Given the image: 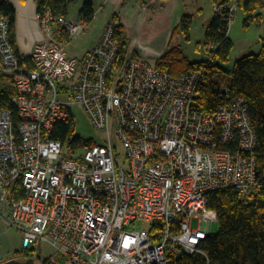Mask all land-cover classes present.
<instances>
[{
  "label": "built area",
  "instance_id": "2783aa9c",
  "mask_svg": "<svg viewBox=\"0 0 264 264\" xmlns=\"http://www.w3.org/2000/svg\"><path fill=\"white\" fill-rule=\"evenodd\" d=\"M209 1L230 28L239 0ZM35 21L42 35L24 55L0 18V94L13 91V112L0 107V221L21 233V250L47 242L65 264H184L195 255L213 264L202 248L217 227L207 194H251L261 177L245 99L200 111L207 69L173 78L121 54L111 22L79 67L65 45L88 24L49 11ZM206 47L207 65L217 46ZM75 105L103 132L101 144L52 137L74 124Z\"/></svg>",
  "mask_w": 264,
  "mask_h": 264
},
{
  "label": "trees",
  "instance_id": "16d2710c",
  "mask_svg": "<svg viewBox=\"0 0 264 264\" xmlns=\"http://www.w3.org/2000/svg\"><path fill=\"white\" fill-rule=\"evenodd\" d=\"M73 0H35L36 14L49 11L53 16L66 17ZM214 3H229L232 0H212ZM238 9L249 16V19L261 22L258 11L264 10V0H239ZM78 17L84 24H89L94 17L90 1L82 3ZM0 18L9 22L10 38L14 41L15 10L9 0H0ZM114 39L119 45L120 53L127 51V37L115 19ZM191 16H183L179 29L188 40ZM228 23L223 18L213 15L204 34V46L215 45L217 50L213 62H193L186 56L180 46H169L158 58L155 65L173 78L180 77L189 71L207 69L205 82L198 89L197 105L200 111L214 113L220 106L243 97L246 101L250 124L256 136L254 156L261 170L258 189L251 194L241 195L233 189L218 190L207 194L208 207L216 212V232L203 242L202 248L213 264H264V40H261L260 51L238 59L230 71L222 65L229 60L233 43L228 37ZM54 31L59 29L54 25ZM63 42V40H61ZM227 90V94L223 92ZM11 89H3L0 94V107L12 110L9 104ZM74 124L64 123L52 137L64 140L73 132ZM89 146L91 141L78 137L71 140V147ZM35 250H18L14 257L22 262L34 261ZM40 264H49L48 259ZM184 264H204V258L198 255L184 257Z\"/></svg>",
  "mask_w": 264,
  "mask_h": 264
},
{
  "label": "crops",
  "instance_id": "0c3cea01",
  "mask_svg": "<svg viewBox=\"0 0 264 264\" xmlns=\"http://www.w3.org/2000/svg\"><path fill=\"white\" fill-rule=\"evenodd\" d=\"M85 1L92 3L94 17L83 33L88 49L82 59L97 44L105 25L115 19L126 34L127 51L155 63L169 46L181 47V39L176 40V45L173 43L179 33L180 17L188 15L189 7L200 11L198 0H80L81 4ZM9 2L15 10V48L20 54H29L42 35L35 21L36 2ZM72 20L81 22L79 17ZM6 256L0 252V264Z\"/></svg>",
  "mask_w": 264,
  "mask_h": 264
},
{
  "label": "rangeland",
  "instance_id": "374dc122",
  "mask_svg": "<svg viewBox=\"0 0 264 264\" xmlns=\"http://www.w3.org/2000/svg\"><path fill=\"white\" fill-rule=\"evenodd\" d=\"M198 2L200 6L199 12L191 7H189L186 12L191 16L188 40L184 37L182 31L179 29V33L173 42L174 45H176V40L181 39V48L183 52L193 62H201L207 59V47L204 46V34L208 22L213 17L212 5L210 1L198 0ZM81 5L82 4L80 0H73L68 8L69 18L67 19H77L78 11ZM256 13H260L262 16L260 23L249 19L250 15L242 11L237 12L228 30V37L233 43V48L231 50L228 62L222 65L226 71H230L233 67V64L241 57L248 54H257L260 51V39H264V10L258 11ZM181 18L182 16L180 17V20ZM83 36L84 34L77 36L65 45V51L68 57H74L78 61L79 67L83 61L82 57L88 49L84 43L85 40ZM71 113L74 119V136L85 141H91V143L101 144L103 142V132L93 126L89 117L87 116V113L81 106H73L71 108ZM119 152L122 155L124 154V150L121 146L119 148ZM191 226L192 228H197L198 221L193 220ZM140 227L147 228V226L143 224H141ZM213 230L216 232V227H214ZM16 249L21 250V233L14 229L8 228L2 221H0V252L2 254L7 253V259L3 261L6 262L11 260L14 257V251ZM34 249V261L36 264H40L43 260L48 259L51 256H56V258L59 259L60 264H65L64 260L59 255H57L53 246L47 242H39L36 246H34Z\"/></svg>",
  "mask_w": 264,
  "mask_h": 264
},
{
  "label": "water",
  "instance_id": "95a60500",
  "mask_svg": "<svg viewBox=\"0 0 264 264\" xmlns=\"http://www.w3.org/2000/svg\"><path fill=\"white\" fill-rule=\"evenodd\" d=\"M1 264H36L35 261L27 260L26 262H22L16 259H11L6 262H2Z\"/></svg>",
  "mask_w": 264,
  "mask_h": 264
}]
</instances>
